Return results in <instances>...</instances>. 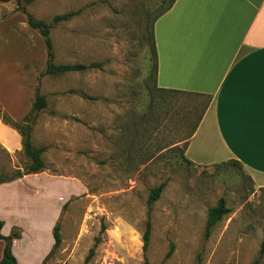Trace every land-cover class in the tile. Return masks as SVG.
Listing matches in <instances>:
<instances>
[{"label": "rangeland", "instance_id": "rangeland-1", "mask_svg": "<svg viewBox=\"0 0 264 264\" xmlns=\"http://www.w3.org/2000/svg\"><path fill=\"white\" fill-rule=\"evenodd\" d=\"M19 1L47 24L75 14L52 25L55 65H99L41 76L47 60L43 39L26 25L15 0H0V107L9 117L8 112L21 116L25 104L18 90L31 79L30 102L36 95L46 102L31 144L46 149L44 175L64 183L49 184L44 176L5 189L0 200H9V209L0 204V214L10 211L6 220L27 224L16 216L26 211L45 233L58 209L60 245L43 264H255L264 194L244 170L242 176L177 163L205 101L159 95L147 78L145 38L154 16L172 0ZM28 165L22 152L9 155L0 146V179ZM163 183L149 207L150 191ZM220 199L229 213L206 239L207 212ZM13 232L20 239L21 232ZM23 235L24 245L30 244L27 225ZM257 264H264V255Z\"/></svg>", "mask_w": 264, "mask_h": 264}, {"label": "crops", "instance_id": "crops-1", "mask_svg": "<svg viewBox=\"0 0 264 264\" xmlns=\"http://www.w3.org/2000/svg\"><path fill=\"white\" fill-rule=\"evenodd\" d=\"M154 41L157 89L200 94L211 99L188 141L185 158L198 167L236 161L253 185L264 189V0H175L156 20ZM26 84L18 90L25 104L23 114L17 117L8 112L19 122L32 106L31 79ZM0 146L9 155L22 152L21 137L1 121ZM44 176L41 172L2 184L0 193ZM44 178L49 184L64 186L59 179ZM32 193L40 196L37 191ZM62 198H59L61 202ZM8 202L0 200L5 210L9 209ZM9 213L0 214L3 222L0 234L8 237L13 231L21 232L20 239L12 244L17 264H43L54 246L52 232L58 209L44 227L48 231L45 233L30 213L16 214L27 224L6 220ZM26 225L32 231L28 245L22 241ZM4 246L0 241V261Z\"/></svg>", "mask_w": 264, "mask_h": 264}, {"label": "trees", "instance_id": "trees-1", "mask_svg": "<svg viewBox=\"0 0 264 264\" xmlns=\"http://www.w3.org/2000/svg\"><path fill=\"white\" fill-rule=\"evenodd\" d=\"M10 0H3V2H8ZM16 4L23 15H25L26 18V25L33 31L39 34V36L43 39L44 46L46 49V63H45V70L41 74V76H62L66 73H71V72H83L89 69H96L99 68L98 64H91L89 66H82V65H55L53 63V46H52V41L50 38V33L52 29V25L54 24H59V23H65L68 22L70 19L73 18L75 15L74 13H66L64 15H58L53 17L52 19V24H47L44 21L37 20L33 18L31 15L27 14L25 9L21 7L20 1L15 0ZM175 0H172L171 3L164 8L163 10L159 11L156 16L152 19L150 29L148 32V35L145 38L146 45H147V50L145 51L144 55V61H145V69H146V74L148 81H152L154 85V91L159 94H168L172 96H182V97H191V98H196V99H203L204 105L202 109L200 110V113L198 114L197 121L195 125L193 126V129L191 131V134L188 138V141L194 134L196 128L198 127L199 122L202 119V116L210 102V97L200 95V94H193V93H184V92H176V91H167V90H161L157 89L156 86V76H157V68H158V63H157V53L155 49V41H154V24L156 20L161 17L164 13H166L171 6L173 5ZM25 3L31 4L33 0H24ZM46 108V102L45 98L40 95H36L34 98V101L32 102L31 106V111L30 113L21 121V122H14L0 107V121L3 125L13 129L14 131L17 132V134L21 137L22 141V153L24 157L29 161V165L26 167L24 172L17 171V173L8 178V179H0V185L2 184H7L11 183L13 181L22 179L25 176L29 175H36L45 169V165L42 160V155L45 152V148H34L31 144V131L32 127L35 122V118L39 112L44 110ZM188 141L185 143L179 159L176 158V162L182 164H185L187 166H193V167H198L192 163H190L184 156L185 149L187 147ZM178 151V150H175ZM214 168V170L219 173V172H225L227 170H234L237 172L239 175L244 176L243 174V169L242 166L236 162V161H227L224 163L216 164L211 166ZM248 181L252 184V181L249 176H246ZM165 187V184H161L159 187L153 189L149 193V198H148V206H152L160 197L163 189ZM261 192L264 194V189H260ZM229 213V210L225 206V202L223 199H220L216 205L208 210L207 212V218H206V223H205V238L208 239L211 231L213 228L222 220L224 216H226ZM3 227V222L0 221V231ZM59 225L56 224V226L53 228L52 236L54 240V246L53 250H56L59 245H60V235H59ZM149 233H150V222L148 221L146 224V230L143 235V249L145 250L149 241ZM19 238V234L16 232H13L10 236L8 237H3L0 234V241H3L5 243L4 250H3V255L2 259L0 261V264H17L16 259L14 258L11 247L12 243L14 240ZM93 254V251L91 250L90 255ZM171 252H169L166 256L168 258L170 256ZM264 255V229H263V236H262V242L260 245L259 249V255L258 259L256 260L255 264L258 263V260L262 258ZM89 257L86 259L88 261Z\"/></svg>", "mask_w": 264, "mask_h": 264}]
</instances>
